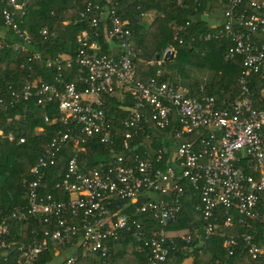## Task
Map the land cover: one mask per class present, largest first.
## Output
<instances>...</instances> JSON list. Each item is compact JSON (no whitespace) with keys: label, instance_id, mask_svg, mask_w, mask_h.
Listing matches in <instances>:
<instances>
[{"label":"built area","instance_id":"2783aa9c","mask_svg":"<svg viewBox=\"0 0 264 264\" xmlns=\"http://www.w3.org/2000/svg\"><path fill=\"white\" fill-rule=\"evenodd\" d=\"M0 2L4 5V27L22 41L11 48L27 52L31 38L17 23L25 14L27 1ZM250 8L251 12L243 7V0H228L221 28L200 38L228 40L231 45L225 58H242L238 96L218 101L213 96H194L191 88L172 79L160 81V71L147 82L138 80L133 35L128 21L117 11V0L86 1L78 12L86 29L77 36L75 57H56L47 62L48 69L58 70L51 82L27 81L10 93L11 105L33 100L45 108L57 101L59 117L45 116L44 122L59 123L64 130L47 143L30 168V177L23 183L22 199L27 204L0 217V255L4 260L16 244L6 241L10 236L8 220L28 222L39 217L44 223L56 225L54 231H46L45 235L57 245L78 238L83 254L99 252L107 260L108 243L125 232L140 236L139 250L146 253V264H164L168 245L174 242L168 226L182 209L181 203L169 202L168 198L184 197V181L198 198L195 210L205 222L206 238L218 230L219 213L224 217L223 227H232L235 215L243 227L264 223V108L255 107L250 90L252 74L264 82V0H253ZM177 30L174 39L181 44ZM40 34L47 36L48 32L42 29ZM101 40L107 45L105 50ZM165 53L170 57L172 50ZM34 57L38 59L39 54ZM74 64L77 78L68 81L63 68ZM106 99L116 102L114 112L124 113L117 123L121 133L113 129L109 120ZM7 109L5 105L4 111ZM173 115L179 124L174 129L175 140L192 133L198 134L197 138L181 143L173 151L165 146L154 148L153 140L160 137L159 131L171 126ZM0 136L10 142L15 140L12 133L3 134L2 130ZM118 136L123 140V151L113 159L83 171L74 156L67 161L64 173L48 186V170L62 158L65 146L71 144L72 151L79 154L92 140H98L99 145H114ZM24 142V137L17 140ZM131 147L133 156L128 157L125 151ZM130 209L134 211L124 213ZM137 216L143 221L135 220ZM151 223L157 227L148 233L143 231ZM180 238L190 239L189 235ZM238 239L247 245L253 259L264 254V246L259 247L252 235L241 234L225 239L223 247L229 255ZM44 245L35 241L26 246L20 243L18 263L33 264ZM65 264H76V258H66Z\"/></svg>","mask_w":264,"mask_h":264},{"label":"trees","instance_id":"16d2710c","mask_svg":"<svg viewBox=\"0 0 264 264\" xmlns=\"http://www.w3.org/2000/svg\"><path fill=\"white\" fill-rule=\"evenodd\" d=\"M28 5L24 16L17 19L18 26L24 30L31 38L28 51L22 49L14 51L11 45L22 43L21 39L11 29L4 27L2 9L4 5L0 2V98L4 104L0 105V129L3 134L12 133L15 137L13 142L0 136V217L4 214L11 215L18 207L27 204L22 199L24 190L23 183L29 179L30 168L37 162L42 150L47 143L64 127L59 123L46 124L44 117L49 119L59 117L56 109L57 101L48 104L45 108L36 105L33 100L22 102L17 105L10 104L11 91L20 89L27 81L41 80L51 82L57 75L55 67L48 69V61L68 55L75 57L77 48V36L86 29L85 23L79 19L78 12L86 1L74 0L72 6L67 4L68 0H26ZM253 0H243V7L249 12L252 11L250 3ZM261 1V0H257ZM118 13L122 19L128 21V28L132 32L135 41V61L137 66L136 77L142 82H147L156 77L159 69L170 70L171 75H175L176 69L173 62L176 58L195 60L197 57L205 59V66L215 70L214 85L215 90L219 82L224 89H217L218 101L222 100V94L226 92H239L238 79L243 71L242 58L225 59L226 49L231 45L230 41H209L200 40L212 33L209 23L197 20L198 15L205 12L223 14L228 8V0H117ZM155 12L156 17L148 28L141 25L142 15L148 12ZM46 29L47 36H42L40 31ZM178 38L182 40L179 44L174 39L175 30ZM3 32V34H2ZM2 34V35H1ZM263 39V38H262ZM104 50L107 46L100 41ZM173 47L176 56L172 61H166L163 66L156 63V57L162 58L166 48ZM197 50V54L194 52ZM204 52L205 56L200 57ZM38 53L39 58L34 54ZM77 65L71 68H63V76L68 81H75L77 78ZM160 81L166 80L164 74ZM250 90L256 108H264V82L255 74L250 76ZM208 96H215L211 88L206 89ZM193 91L194 96L199 97V93ZM235 94L231 96L235 97ZM109 105V120L113 123V129L119 133L123 132L117 124L124 113L114 112L117 104L113 99H106ZM5 105L8 107L4 111ZM39 128L42 131H37ZM179 128L177 117L172 116V124L169 128L159 131L160 137L155 138L154 148L161 146L168 147L169 151L175 150L181 143L190 142L197 138L196 133L185 135L179 140L174 139V129ZM204 135V134H203ZM24 137V143H17L18 138ZM114 145H99L98 140H92L83 153L75 154L71 149V144L63 148L62 158L55 166L48 170V186L51 187L57 176L64 173L69 161L76 157L79 167L86 171L92 169L100 162H107L115 155L123 151V140L120 136L114 140ZM113 148L114 152H110ZM132 147L126 152V156L132 157ZM185 195L180 200L168 198L169 202L181 203L182 209L173 221L169 223V230H190L189 241L181 238L174 239L168 245V257L174 259L175 264H182L188 257L194 258V264H264V254L253 259L247 251V245L238 239L233 247L232 255H229L223 247L225 239L230 235L241 236L249 234L253 236L254 242L259 246H264V223H256L251 227H243L237 223L238 216L235 215L232 227H223L224 217L218 214L219 228L210 236L205 237L202 215L195 210L198 198L188 182L184 181ZM51 191V190H50ZM48 191V192H50ZM64 198L65 196L54 194V197ZM261 209L264 208V193L261 194ZM133 209L124 211L131 213ZM141 219L139 216L135 220ZM142 220V219H141ZM143 221V220H142ZM10 236L7 242H16L12 247V252L6 260L0 255V264H19L18 247L20 243L25 246L35 241L44 243V249L33 264H65L66 258L72 256L76 258V264H146V253L144 251L127 252L124 246L128 247L130 236L123 232L118 240H111L108 243L109 259L105 260L101 253L93 252L83 254V251L76 244L78 238L72 239L64 245H57L50 240L45 232H52L56 228L54 222L44 223L39 217L31 218L28 222H18L15 219L8 220ZM157 227L151 223L143 228L148 231ZM58 250L57 258L53 257V251Z\"/></svg>","mask_w":264,"mask_h":264},{"label":"crops","instance_id":"0c3cea01","mask_svg":"<svg viewBox=\"0 0 264 264\" xmlns=\"http://www.w3.org/2000/svg\"><path fill=\"white\" fill-rule=\"evenodd\" d=\"M74 3V0H68L67 4L69 6H72ZM156 17L155 12H148L142 15V20H141V25L144 28H148L152 22L154 21ZM197 20H203L209 23L210 29H212V33H214L216 31V29L221 28L223 22H224V17L223 14L221 13H208L205 12L202 15H198L196 17ZM3 34V32H2ZM1 34V35H2ZM134 41V40H133ZM135 44V41H134ZM172 50V54L170 57H167L166 55V50ZM197 50H195L196 52ZM194 52V54H195ZM197 54V53H196ZM195 54V55H196ZM165 56L167 58H165ZM176 56V51L174 50L173 47H168L165 49L164 53H163V58L156 59V61H162L161 64L159 65L157 62V65L159 66H163V64L166 61H172ZM63 58H68V55H63ZM226 59V58H225ZM158 71L162 72V75L166 74L167 75V79H174L173 81H175L176 83L184 86V87H188L191 88L193 91L197 90L196 92L199 93V97L203 96V95H207L206 94V89L207 88H211L212 93L215 95L213 97L216 98V96H218L216 90L217 89H224V87L221 85V83L219 82L217 89L215 90V85H214V79H215V70L211 69L209 66H205V65H201V64H196L194 66H187L186 68V72L187 75H183L181 76L180 73H178L176 71L175 75H171L170 70L166 69L163 67V69H159ZM179 76V77H178ZM233 94H235L234 92H226L222 94V99H226V98H230L231 96H233ZM239 94V92H238ZM238 94H235V97L238 96ZM1 131V129H0ZM169 235L174 237V239L176 238H180L181 235H189L190 236V230L188 229H184V230H170L169 231ZM118 240V239H117ZM140 241V236H130L129 238V242H128V247L124 246L125 251L127 252H133L134 250L136 251H140L139 250V242ZM78 246V243L76 244ZM79 247V246H78ZM111 250V248H110ZM109 250V251H110ZM59 255L58 250H54L53 251V257L57 258ZM110 256V255H109ZM54 264H58V263H54ZM111 264H127V263H111ZM164 264H175L174 263V259L173 258H169L166 260V262ZM182 264H194V258L193 257H188L186 259L183 260Z\"/></svg>","mask_w":264,"mask_h":264},{"label":"rangeland","instance_id":"374dc122","mask_svg":"<svg viewBox=\"0 0 264 264\" xmlns=\"http://www.w3.org/2000/svg\"><path fill=\"white\" fill-rule=\"evenodd\" d=\"M197 52H195L196 54ZM205 54L204 52H202V54L200 55V57H204ZM163 58V56H162ZM208 62H205V59H202V58H196L195 60H187L185 58H176L173 62V65L176 69V71L178 73H180L181 76H185L187 75V72H186V68L187 66L191 67V66H194L196 64H201V65H205L207 64ZM179 77V76H178ZM174 80V79H173Z\"/></svg>","mask_w":264,"mask_h":264},{"label":"water","instance_id":"95a60500","mask_svg":"<svg viewBox=\"0 0 264 264\" xmlns=\"http://www.w3.org/2000/svg\"><path fill=\"white\" fill-rule=\"evenodd\" d=\"M165 58H167V57L165 56ZM156 59H158V57H156Z\"/></svg>","mask_w":264,"mask_h":264}]
</instances>
